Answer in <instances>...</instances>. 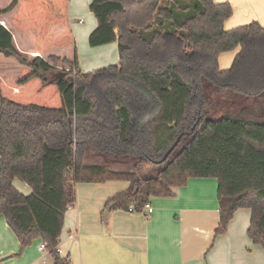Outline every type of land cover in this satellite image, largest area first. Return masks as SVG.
<instances>
[{
    "label": "trees",
    "instance_id": "16d2710c",
    "mask_svg": "<svg viewBox=\"0 0 264 264\" xmlns=\"http://www.w3.org/2000/svg\"><path fill=\"white\" fill-rule=\"evenodd\" d=\"M89 9V45L117 41L119 61L84 73L68 0H0V55L15 60L0 65V215L20 250L41 238L54 264H72L57 247L78 182H127L104 218L141 212L191 177L217 179L215 236L248 208L247 236L264 247V27L226 29L232 6L214 0H92ZM14 39L39 55L28 59ZM237 48L221 69L219 55Z\"/></svg>",
    "mask_w": 264,
    "mask_h": 264
},
{
    "label": "crops",
    "instance_id": "0c3cea01",
    "mask_svg": "<svg viewBox=\"0 0 264 264\" xmlns=\"http://www.w3.org/2000/svg\"><path fill=\"white\" fill-rule=\"evenodd\" d=\"M91 1L68 0L67 14L75 44L77 39H87L97 26L89 9ZM214 1L228 2L232 6L233 12L224 23L226 29L252 21L264 27V0ZM83 7H88V13L95 20L79 35L71 24V15L72 9ZM14 40L27 56L39 55L36 51L22 50ZM89 48L103 51L95 58V68L119 61L117 41L95 47L89 45ZM238 50L221 53L219 67L229 68ZM117 182L75 184V202L64 214L58 238L59 254L68 256L72 264H264V247L253 243L247 236L250 209H237L226 232L215 236L219 223L216 178L191 177L185 185L173 188L172 196L150 197L153 207L150 214L144 210L118 209L102 218L106 200L128 185L125 181ZM12 184L23 195L32 191L27 183L18 179ZM71 235L74 238H70ZM41 241V238L33 239L20 250L15 233L0 215V262L54 264L47 251L39 250Z\"/></svg>",
    "mask_w": 264,
    "mask_h": 264
},
{
    "label": "rangeland",
    "instance_id": "374dc122",
    "mask_svg": "<svg viewBox=\"0 0 264 264\" xmlns=\"http://www.w3.org/2000/svg\"><path fill=\"white\" fill-rule=\"evenodd\" d=\"M181 1V3H186V4H190L192 2V0H179ZM88 9V7H87ZM86 7L81 8L80 10L76 9H72V15H71V24L74 28V30H78V34L80 35L81 30H83L86 26H88L90 24L91 21H94L95 18L94 16H92L90 14V12L88 13ZM77 32V31H76ZM75 48H76V55H77V60H78V66L79 69L82 72H91L93 70H96L98 68H101L104 66L103 65H99V67L95 68L94 66L95 64V58H98V53H102V49L98 50V51H94L92 48H89V43H88V38L85 39L83 41V39H77V44H75ZM25 56L30 59L32 56H27L25 54ZM118 57V55H117ZM8 61H15L13 58H5L4 56L0 55V65L1 63H5ZM114 64V63H109V65ZM13 70H11V72L9 71V74H7L5 76L6 79H11L12 77V72ZM4 78V77H3ZM117 182V181H116ZM117 183H123V182H117Z\"/></svg>",
    "mask_w": 264,
    "mask_h": 264
},
{
    "label": "built area",
    "instance_id": "2783aa9c",
    "mask_svg": "<svg viewBox=\"0 0 264 264\" xmlns=\"http://www.w3.org/2000/svg\"><path fill=\"white\" fill-rule=\"evenodd\" d=\"M143 210H144V212L146 211L147 214H150L153 211V207H152V205H151V203L149 201L144 205V209ZM128 211L134 212L133 206H129ZM70 238H74V235H71ZM38 248L41 251H47L46 250V246H45L43 241H41L39 243ZM57 251L59 253V248L58 247H57ZM0 264H4V263L0 262Z\"/></svg>",
    "mask_w": 264,
    "mask_h": 264
},
{
    "label": "water",
    "instance_id": "95a60500",
    "mask_svg": "<svg viewBox=\"0 0 264 264\" xmlns=\"http://www.w3.org/2000/svg\"><path fill=\"white\" fill-rule=\"evenodd\" d=\"M181 135H179V137L174 141V143L169 147V149L166 151V153L164 154V156L162 157V159L155 161L156 163L162 162L163 160L166 159V157L168 156V154L173 150V148L177 145L178 141L180 140Z\"/></svg>",
    "mask_w": 264,
    "mask_h": 264
}]
</instances>
